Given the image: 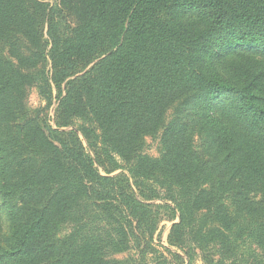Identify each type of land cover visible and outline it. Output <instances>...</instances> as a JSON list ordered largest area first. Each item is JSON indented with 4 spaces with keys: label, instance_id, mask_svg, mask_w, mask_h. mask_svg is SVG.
Listing matches in <instances>:
<instances>
[{
    "label": "trees",
    "instance_id": "1",
    "mask_svg": "<svg viewBox=\"0 0 264 264\" xmlns=\"http://www.w3.org/2000/svg\"><path fill=\"white\" fill-rule=\"evenodd\" d=\"M53 1L51 12L61 20L49 16L51 74L40 77L48 88H59V117L80 122L86 137L108 153L133 159L168 108L189 98L197 110L194 131L205 136L212 165L199 163L190 128L177 124L166 129L165 154L153 170L146 171L145 159L136 166L186 195L173 201L180 221L168 239L186 258H169L152 243L161 207L148 206L149 219L145 211L137 216L139 202L118 189L117 179L99 177L81 145L64 146L36 126L33 146L47 161L35 170L25 158L7 162L0 137V264H106L100 249L79 235L56 238L58 224L73 218V206L87 213V203L100 202L107 214L134 219V228L128 218L121 231L139 247V264L149 263L150 255L154 264H264V0ZM31 6L29 0H0V38L15 19L16 33L40 47ZM64 9L77 14V26ZM1 70L0 114L15 90ZM43 95L52 101L51 93ZM209 170L210 184L200 182ZM48 189L54 190L50 198ZM3 212L15 217L7 233Z\"/></svg>",
    "mask_w": 264,
    "mask_h": 264
},
{
    "label": "rangeland",
    "instance_id": "2",
    "mask_svg": "<svg viewBox=\"0 0 264 264\" xmlns=\"http://www.w3.org/2000/svg\"><path fill=\"white\" fill-rule=\"evenodd\" d=\"M29 1L34 9L37 28L42 36L40 47L33 45L31 40L22 32L16 33V30L13 29V27H17L15 19L9 23V33L0 38V68H2L5 75L10 76L15 81L12 85L15 90L10 96L11 100L8 101L7 107L1 108L3 113L0 114L3 118V122L0 121V137H2L4 145L7 146V148L5 146L7 162L10 161L16 165L20 164L21 160L25 158V160L28 159L31 162L29 166L34 167L35 170L43 166L47 161V157L33 146L32 136L35 133L36 126L44 129L43 131L48 136L56 142H61L64 146L70 147V144L75 143L81 145L93 159L95 167L99 171V177L117 179L118 182L115 180V183L120 186L118 189L123 190L124 193L131 195L133 199L135 198L139 202L134 209L138 211L137 216H141L139 212L141 214L142 211H145L148 214V217L145 218L149 219L147 207L149 206L151 210V206H154L153 210L156 206L161 207L158 210L162 220L154 232L152 243L158 251L169 258H171V254H176L179 258L185 259L186 257L181 250L169 246L168 239L174 224H178L180 221L179 213L175 210L173 201L183 202L186 195H182L161 176L152 177L141 173L153 170L154 163L162 160L165 154L163 135L167 128L177 124L190 128L193 150L199 158V163L208 169L211 167L213 158L208 156L206 152V138L194 131L195 119L193 118L197 113L194 100L183 99L168 108L161 127L156 133L142 138L136 153L132 154L135 156L133 159L127 153L124 159L118 157L115 153H108L106 149L98 146L95 137H86L87 135L83 133L80 122L68 123V119L64 118L62 120L59 117V102L57 99L59 88L54 85L48 88L45 84L46 80L42 82L40 75L43 73L46 78L51 74L52 65L49 59L51 41L47 32L50 21L49 16H54L53 20L57 23L61 19H58L57 11L53 10L54 12H51L53 0ZM44 5L50 6L44 8ZM28 15L31 17L30 13ZM63 16L74 27L80 23L77 14L70 10L64 9ZM257 60L263 61L262 58H257ZM96 63L97 61L90 64L80 75L89 71ZM36 78L38 81L34 83ZM43 91L52 94L51 102L46 100ZM54 145L61 148L58 143H54ZM136 155L139 156L138 160ZM67 157L71 160V156L67 155ZM140 159L148 161V170L142 171L140 168L138 170L136 166H138ZM215 165H217L216 162ZM138 175H140L141 180L138 179ZM57 180L59 181L56 184L63 181V179ZM211 180V171L209 170L203 175L200 182L204 181L210 184ZM53 193L54 190L48 189V191H45V196L50 198ZM87 205V213H84L83 208L73 206V208L75 207L74 210L73 208L71 210L73 211L71 215L73 218L58 224L56 238L64 241L69 235H79L87 240V244L92 248L100 249L104 254L106 264H139L137 263L139 260V247L129 232L124 233L121 231L122 228L128 227L127 219L129 217L115 211L107 214L103 210L104 204L102 202L97 206L92 203H87ZM119 205L126 212H131L125 208V204V206ZM94 210L97 211V214L93 213ZM203 214L202 210L198 211L195 214L196 220L201 219ZM137 216L136 218H140ZM14 219V216H9V213L3 212L2 220L5 233L9 231ZM131 220L134 223V219ZM113 241L116 242L114 246H112ZM120 251L124 252L117 253ZM154 259L155 257L150 255L147 261L149 263L142 264H154Z\"/></svg>",
    "mask_w": 264,
    "mask_h": 264
}]
</instances>
